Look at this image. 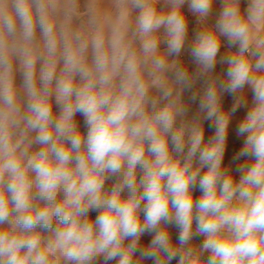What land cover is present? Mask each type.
<instances>
[{
  "label": "clouds",
  "instance_id": "clouds-1",
  "mask_svg": "<svg viewBox=\"0 0 264 264\" xmlns=\"http://www.w3.org/2000/svg\"><path fill=\"white\" fill-rule=\"evenodd\" d=\"M0 264H264V0H0Z\"/></svg>",
  "mask_w": 264,
  "mask_h": 264
},
{
  "label": "crops",
  "instance_id": "crops-1",
  "mask_svg": "<svg viewBox=\"0 0 264 264\" xmlns=\"http://www.w3.org/2000/svg\"><path fill=\"white\" fill-rule=\"evenodd\" d=\"M18 82H19V77H18ZM230 98H226V106H230ZM243 115V111L237 113V116H236V119H239L240 117H242ZM78 120L81 121L82 123V117H77ZM234 124H235V120H234ZM206 129H207V125H206ZM206 135H211V131L210 130H207L206 131ZM242 144V138H236L234 137L233 135L230 134V142H229V150L226 154V160L230 159L231 158V155L234 154V151L235 150H238L239 146ZM196 196L199 195V192H196L195 193ZM93 216L95 215V213L92 214ZM145 242H147V240L150 239V237H144L143 238ZM200 240H202V238H198L197 239V243L200 242Z\"/></svg>",
  "mask_w": 264,
  "mask_h": 264
}]
</instances>
